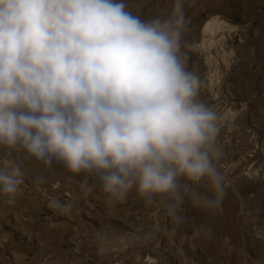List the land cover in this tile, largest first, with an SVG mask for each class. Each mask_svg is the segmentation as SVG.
<instances>
[{"label":"clouds","instance_id":"obj_1","mask_svg":"<svg viewBox=\"0 0 264 264\" xmlns=\"http://www.w3.org/2000/svg\"><path fill=\"white\" fill-rule=\"evenodd\" d=\"M186 23L184 0L148 19L126 0H0V194H18L22 154L93 178L109 200L135 187L177 226L186 199L216 208L221 127L187 68Z\"/></svg>","mask_w":264,"mask_h":264},{"label":"rangeland","instance_id":"obj_2","mask_svg":"<svg viewBox=\"0 0 264 264\" xmlns=\"http://www.w3.org/2000/svg\"><path fill=\"white\" fill-rule=\"evenodd\" d=\"M223 1L208 9L202 0H184L182 37L187 68L200 79L198 99L219 116L215 163L225 190L219 205L205 211L186 199L187 219L177 226L164 207L146 205L135 187L109 200L91 177L16 154L23 183L14 198L0 194V264H264V0ZM126 3L148 19L167 16L173 0ZM214 16L234 31L225 61L213 54L210 68L200 45ZM212 69L218 83L211 88ZM198 190L210 193L204 182ZM53 198L70 211L50 208Z\"/></svg>","mask_w":264,"mask_h":264},{"label":"bare ground","instance_id":"obj_3","mask_svg":"<svg viewBox=\"0 0 264 264\" xmlns=\"http://www.w3.org/2000/svg\"><path fill=\"white\" fill-rule=\"evenodd\" d=\"M127 1V0H126ZM221 1V2H220ZM223 0H202V4L208 8L212 9L223 5ZM224 2V1H223ZM234 31V27H231L227 22L219 19L217 16L210 18L202 30L203 40L200 45L201 50L206 52L208 55L207 61L210 68L213 67L214 56L222 57V61H225L226 50L228 49V40L231 37V33ZM221 53V54H220ZM214 54V56H213ZM215 65V64H214ZM217 68V67H215ZM217 69L211 70L210 86L211 88L218 82H216ZM216 78V79H215Z\"/></svg>","mask_w":264,"mask_h":264}]
</instances>
